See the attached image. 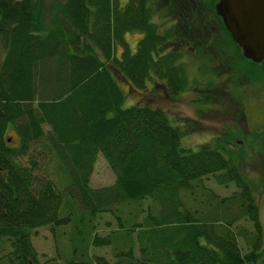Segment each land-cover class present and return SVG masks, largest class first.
Segmentation results:
<instances>
[{
    "label": "trees",
    "instance_id": "16d2710c",
    "mask_svg": "<svg viewBox=\"0 0 264 264\" xmlns=\"http://www.w3.org/2000/svg\"><path fill=\"white\" fill-rule=\"evenodd\" d=\"M155 2L0 0V264H45L32 234L68 223L74 256L80 250L86 258L89 245L111 246V264H264L259 206L241 174L242 157H225L218 136L197 150L182 147L183 132L164 110L123 107L113 71L135 90L156 80L174 97L189 87L182 55L165 50L172 30L161 32L153 21ZM191 11L179 19L192 17L193 35L200 28ZM133 31L141 34L135 50L125 38ZM224 31L264 81V59H247ZM9 127L17 144L8 141ZM99 153L115 181L94 188L89 176ZM49 160L63 174L60 184L38 174ZM212 175L238 190L195 192ZM106 212L116 229L90 236L94 217Z\"/></svg>",
    "mask_w": 264,
    "mask_h": 264
},
{
    "label": "rangeland",
    "instance_id": "374dc122",
    "mask_svg": "<svg viewBox=\"0 0 264 264\" xmlns=\"http://www.w3.org/2000/svg\"><path fill=\"white\" fill-rule=\"evenodd\" d=\"M155 1L153 21L161 32L172 30L171 42L168 41L165 50L177 51L182 55L181 64L184 66L189 87L174 97L165 94L162 83L156 80L147 81L145 88L135 90L122 75L113 71V77L125 95L123 107L144 104L164 110L170 124L183 132L180 141L182 147L197 150L202 144L213 143L214 138L218 136L221 139L220 151L225 157L241 156V174L252 182L259 206L264 247L263 70L258 71L254 66H250L246 59L235 55L233 42L228 40L216 17L218 0L215 4H211L210 0ZM189 10L197 16L200 28L198 33L193 35L190 29L196 27L191 26L192 17H189V20L179 19V16L185 15ZM140 36L137 31L126 34L125 38L131 50H135ZM215 52H219L221 56ZM120 53L121 48L118 46L115 48V55L119 56ZM2 57L3 51L0 47V62ZM47 128L48 126L44 125V129ZM6 136L9 142L17 144L18 136L13 127L7 129ZM227 140L229 143H226ZM22 160L25 162L27 157H22ZM50 160L44 167H39L38 174L43 177L49 174L60 184L63 174L58 165ZM114 181L115 173L104 157L100 153L97 154L89 176L90 187L110 186ZM203 187L221 197L230 196L238 190L235 183L221 184L213 175L200 179L195 192L200 193ZM146 205L147 203L144 207ZM91 224L94 227L90 230V236L94 233L105 236L117 226L115 218L108 212L97 214ZM238 224L251 231L249 222L240 221ZM72 229V223H68L56 228L50 225L42 226L35 230L31 240L41 262L98 264L96 256L103 257L108 264L114 261L111 246L89 245L86 258L85 253L80 250L75 251L74 256L70 248ZM238 241L244 250L248 248L243 237L238 236Z\"/></svg>",
    "mask_w": 264,
    "mask_h": 264
},
{
    "label": "water",
    "instance_id": "95a60500",
    "mask_svg": "<svg viewBox=\"0 0 264 264\" xmlns=\"http://www.w3.org/2000/svg\"><path fill=\"white\" fill-rule=\"evenodd\" d=\"M216 11L243 56L264 59V0H218Z\"/></svg>",
    "mask_w": 264,
    "mask_h": 264
},
{
    "label": "flooded vegetation",
    "instance_id": "af4514ba",
    "mask_svg": "<svg viewBox=\"0 0 264 264\" xmlns=\"http://www.w3.org/2000/svg\"><path fill=\"white\" fill-rule=\"evenodd\" d=\"M216 1V0H215ZM215 1H214V3L213 4H215ZM218 13H217V11H216V17H218V18H220L219 17V15H217ZM222 22V21H221ZM221 24H223L222 25V27L224 28V23L222 22ZM209 42V41H208ZM215 54H216V52H215ZM218 56L220 57L221 56V54L218 52Z\"/></svg>",
    "mask_w": 264,
    "mask_h": 264
}]
</instances>
